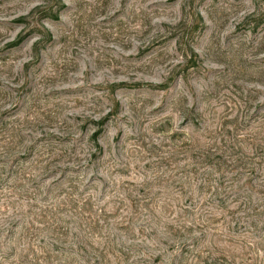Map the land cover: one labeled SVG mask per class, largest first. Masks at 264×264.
<instances>
[{
	"label": "rangeland",
	"instance_id": "obj_1",
	"mask_svg": "<svg viewBox=\"0 0 264 264\" xmlns=\"http://www.w3.org/2000/svg\"><path fill=\"white\" fill-rule=\"evenodd\" d=\"M0 264H264V0H0Z\"/></svg>",
	"mask_w": 264,
	"mask_h": 264
}]
</instances>
